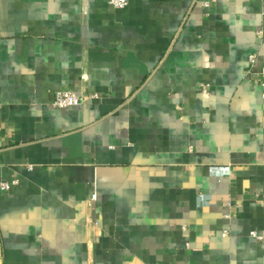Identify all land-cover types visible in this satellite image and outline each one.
<instances>
[{
  "label": "crops",
  "instance_id": "crops-1",
  "mask_svg": "<svg viewBox=\"0 0 264 264\" xmlns=\"http://www.w3.org/2000/svg\"><path fill=\"white\" fill-rule=\"evenodd\" d=\"M253 54L264 0H0V264H264Z\"/></svg>",
  "mask_w": 264,
  "mask_h": 264
},
{
  "label": "built area",
  "instance_id": "built-area-1",
  "mask_svg": "<svg viewBox=\"0 0 264 264\" xmlns=\"http://www.w3.org/2000/svg\"><path fill=\"white\" fill-rule=\"evenodd\" d=\"M110 3L118 9H123L128 6V0H109ZM249 76L252 79H256L259 85L264 88V65H260L258 56L253 54L249 58ZM264 96V93H263ZM88 97H97V95H89ZM84 97H80L71 91H59L55 94V99L53 102V107L57 109H65L70 107H77L82 104ZM14 185L16 183H13ZM13 184L0 183L1 191H9ZM95 195L91 196V200H95ZM250 236L258 241L263 240V237L259 236L256 232H252Z\"/></svg>",
  "mask_w": 264,
  "mask_h": 264
}]
</instances>
